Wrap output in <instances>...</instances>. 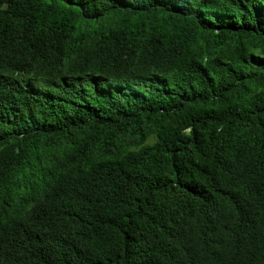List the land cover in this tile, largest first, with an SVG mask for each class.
<instances>
[{"label":"trees","instance_id":"trees-1","mask_svg":"<svg viewBox=\"0 0 264 264\" xmlns=\"http://www.w3.org/2000/svg\"><path fill=\"white\" fill-rule=\"evenodd\" d=\"M0 264H264V0H0Z\"/></svg>","mask_w":264,"mask_h":264}]
</instances>
